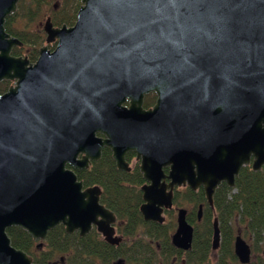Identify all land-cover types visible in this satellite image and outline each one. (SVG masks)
Returning <instances> with one entry per match:
<instances>
[{
    "label": "water",
    "instance_id": "1",
    "mask_svg": "<svg viewBox=\"0 0 264 264\" xmlns=\"http://www.w3.org/2000/svg\"><path fill=\"white\" fill-rule=\"evenodd\" d=\"M18 1L0 0V81L11 82L0 93V264H35L12 245L11 226L38 247L57 225L81 237L94 225L119 244L100 187L74 171L104 147L120 170H130L128 151L140 159L145 221H165L175 187L202 188L217 251L216 189L233 188L243 166L264 168V0H81L72 26L46 19V44H57L35 61L12 54L22 42L5 30ZM149 92L157 98L145 109ZM186 215L177 209L171 234L185 251ZM233 251L251 262L240 234Z\"/></svg>",
    "mask_w": 264,
    "mask_h": 264
},
{
    "label": "trees",
    "instance_id": "2",
    "mask_svg": "<svg viewBox=\"0 0 264 264\" xmlns=\"http://www.w3.org/2000/svg\"><path fill=\"white\" fill-rule=\"evenodd\" d=\"M39 0L33 2L28 9L23 0L18 4L16 13L6 17L5 30L18 38L23 47H14L12 54L23 55L26 51L30 61L38 57V47L43 35L33 22L39 16ZM74 17L67 18L66 23H72ZM26 50V51H25ZM10 81H0V93L7 90ZM155 98L150 94L145 104H151ZM152 99V101H150ZM79 180L84 185L98 184L103 188L101 202L116 212L120 217L128 220L125 234L133 238L130 246L124 243L117 246L110 245L96 235L89 234L80 237L78 233H66L62 225L50 229L42 246H37L31 236L17 226L7 228L11 243L22 249L33 258L35 264H112L122 258L126 263L156 264L158 258H181L182 264H241L233 251L234 225L241 226L245 236H251L253 245L251 252L253 261L248 264H264V255L259 252L264 247V168L253 171L250 166H243L235 178L233 188L222 183L213 196L215 214L218 218L221 233L220 246L217 251L211 249L212 219L214 213L206 204L203 189L196 192L187 189L184 197L177 191L174 195V205H182L184 199L194 201L193 211L187 219L194 226L192 246L188 251L173 247L170 241L171 233L175 229L176 221L167 219L162 224L145 222L139 212L141 193L138 188L143 182L141 173L136 166L130 173L116 168L108 148H104L102 157L94 161L88 169L76 171ZM132 175L131 182L135 188L125 186L128 175ZM203 205L202 217L197 220L198 205ZM118 207H133L132 209H117ZM169 211V217H172ZM213 256V258H212Z\"/></svg>",
    "mask_w": 264,
    "mask_h": 264
},
{
    "label": "flooded vegetation",
    "instance_id": "3",
    "mask_svg": "<svg viewBox=\"0 0 264 264\" xmlns=\"http://www.w3.org/2000/svg\"><path fill=\"white\" fill-rule=\"evenodd\" d=\"M35 0H33V1H31L30 3H29V5H28V9H30V7H32L33 6V2H34ZM73 1H75V0H62V4L58 7V3L56 2V3H52V4H50V0H39V2H38V6H39V16H42V17H44V20H43V22H41L40 23V26H37L38 27V31L43 35V40H42V42H41V44L39 45V47H38V50H39V48L41 47V46H43L44 44H46V33H45V31H44V28H43V26H44V23H45V21H46V19H50V21H51V23H52V25L54 26V27H62V25H66L67 27H69V26H72L73 24H74V22H75V20H76V16H77V12H78V9H79V7H80V5H81V0H78V1H76L75 2V4H74V7L72 8V10H71V6H72V3H73ZM19 2H20V0L18 1V3H17V8H16V11L18 10V4H19ZM16 11L14 12V13H16ZM13 13V14H14ZM72 17H74V19H73V22L72 23H66L65 21V19H67V18H72ZM65 20V21H64ZM56 44H57V41H54V42H50V43H47L46 45H47V47H48V49H50V50H53L54 48H55V46H56ZM17 47V46H16ZM23 47V43H22V46H21V48ZM14 48V47H13ZM26 51V50H25ZM27 52V51H26ZM26 52L23 54V55H26L27 56V54H26ZM29 59V58H28ZM30 60V59H29ZM36 60V59H35ZM35 60H33V61H35ZM10 84H11V82H10ZM150 94H154L155 95V98L153 99V101H152V99H150V101H152V103L151 104H145L144 102H145V99L148 97V96H150ZM156 98H157V96H156V94H155V92H149V93H147V94H145L144 95V100H143V107L145 108V109H148V108H150V107H152L153 105H154V103H155V101H156ZM125 105H128V102H125L124 103ZM98 136H102L101 134H97ZM104 148H107V147H104ZM103 148V149H104ZM103 149H102V152H103ZM109 149V148H108ZM110 150V149H109ZM102 152H101V157H102ZM111 152V151H110ZM100 157V158H101ZM126 160H127V162H128V164H129V166H130V170L129 171H125V172H127V173H130L136 166H138V170H139V165H140V159H137L136 158V152L135 151H128L127 153H126ZM99 158V159H100ZM98 159V160H99ZM98 160H90V163H89V166H88V168L91 166V164L94 162V161H98ZM114 161V160H113ZM114 164H115V162H114ZM88 168H86V169H88ZM117 168V167H116ZM118 169V168H117ZM79 170H85V169H74V171H75V173H76V171H79ZM120 170V169H119ZM121 171H124V170H121ZM139 172H140V170H139ZM165 172H167V169H165ZM141 173V172H140ZM141 176H142V174H141ZM130 178V179H129ZM131 178H132V175L130 174V175H128V181H126L125 183H123L125 186H127V187H130V188H135V184H133L132 182H131ZM142 178H143V176H142ZM145 183V180H144V178H143V182L140 184V185H138V188H139V190H140V193H141V202H140V204H139V207H138V209H140V205H141V203L143 202V200H142V192H141V186L143 185ZM84 184V183H83ZM94 185H98V184H94ZM88 186H93V185H84V187H88ZM99 187H100V189H101V194H100V202H101V198H102V195H103V193H104V191H103V188H102V186H100V185H98ZM187 189H190L189 187H187V186H185V187H175L174 188V190H173V203H172V208L170 209V210H164V216H165V221L167 220V216H168V213H169V211H176L177 212V209H179V208H185L186 210H187V215H186V218L188 217V215H189V213H191L192 211H193V209H195V207H194V204H195V202L194 201H189L187 198L186 199H184V202L182 203V205H179V206H176V205H174V195H175V192L177 191L179 194H182L184 197L187 195ZM191 190V189H190ZM191 191H193V190H191ZM193 192H196V191H193ZM102 203V202H101ZM102 204H104V203H102ZM108 208V207H107ZM133 207H127V208H125V207H118L117 209H132ZM196 209H198V208H196ZM111 210V209H110ZM112 211V210H111ZM139 212H140V210H139ZM113 213H114V215H115V217H116V220H115V222L113 223V227H114V231H115V235H117V236H120L121 237V241L119 242V244L120 243H124L125 244V246L126 247H129L130 246V242H131V240L133 239V238H131V237H129V236H127L126 234H125V231L126 230H124L126 227H127V223H128V220H126V218H124V217H120L116 212H114L113 211ZM141 215V214H140ZM197 215V214H196ZM142 217V216H141ZM143 219V218H142ZM144 220V219H143ZM188 220V219H187ZM145 221V220H144ZM164 221V222H165ZM175 221H176V219H175ZM145 222H153V223H157V222H154V221H145ZM163 222V223H164ZM189 222V221H188ZM190 223V222H189ZM157 224H159V223H157ZM162 224V223H161ZM191 224V223H190ZM192 225V224H191ZM193 226V225H192ZM175 228H176V226H175ZM193 228H194V226H193ZM175 230V229H174ZM174 230L172 231V233L174 232ZM74 233H78L79 234V232L78 231H75ZM92 233H96V235L98 236V238H100L101 240H103L104 241V239H103V237H102V235L96 230V227L93 225L92 226V228H91V230L89 231V233L88 234H86L85 236H87V235H89V234H92ZM171 233V234H172ZM72 234V233H71ZM80 236V235H79ZM85 236H82V237H85ZM81 237V236H80ZM170 241H171V237H170ZM104 242H106V241H104ZM107 243V242H106ZM109 244V243H108ZM119 244H117V245H119ZM172 244V243H171ZM111 245V244H110ZM117 245H114V246H117ZM173 246V245H172ZM192 246V245H191ZM174 247V246H173ZM179 249V248H178ZM182 250V249H181ZM184 252H185V250H183ZM186 251H188V250H186ZM119 260H121V263H118V261ZM181 258H177V257H172V258H166V259H163V258H158V259H156V264H182L183 263V261L181 262ZM98 264H100V263H98ZM112 264H132V263H126V261L124 260V259H122V258H119V259H117V260H115V261H113L112 262ZM136 264H142V261H140V260H138V261H136Z\"/></svg>",
    "mask_w": 264,
    "mask_h": 264
},
{
    "label": "rangeland",
    "instance_id": "4",
    "mask_svg": "<svg viewBox=\"0 0 264 264\" xmlns=\"http://www.w3.org/2000/svg\"><path fill=\"white\" fill-rule=\"evenodd\" d=\"M31 1H33V0H23V2L26 4V5H29V3L31 2ZM76 1H78V0H75V1H73V3H72V6H71V10H72V8L74 7V4H75V2ZM58 3V7L62 4V0H50V4H52V3ZM43 20H44V17H42V16H38V18L33 22L34 24H33V26L34 27H36V26H40V23L41 22H43ZM173 214H172V217H169V215L167 216V219H173V220H175L176 219V211L174 212H172ZM237 234H240L241 236H242V238H244V240H246V242L250 245V247H252V245H253V242H252V237L251 236H245L244 235V233H243V231H242V229H241V226H239V225H234V236L235 235H237ZM258 246H261L260 247V254L261 255H264V247L262 246V244H258ZM212 258H213V256H212ZM253 259H254V257H253V254H252V252H251V260L253 261Z\"/></svg>",
    "mask_w": 264,
    "mask_h": 264
}]
</instances>
